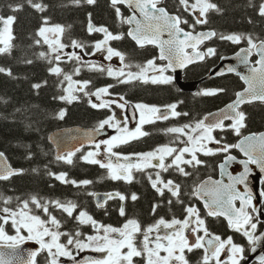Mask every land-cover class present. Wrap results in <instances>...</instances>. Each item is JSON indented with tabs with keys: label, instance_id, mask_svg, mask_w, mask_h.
<instances>
[{
	"label": "snow or ice",
	"instance_id": "1",
	"mask_svg": "<svg viewBox=\"0 0 264 264\" xmlns=\"http://www.w3.org/2000/svg\"><path fill=\"white\" fill-rule=\"evenodd\" d=\"M71 2L75 5H80L81 3L94 5L96 0H71ZM161 2L162 0H110L111 6L115 9L117 16L121 18V23L135 24V27L128 32V35L141 47L145 44L158 45L160 48L159 58L168 61L167 65L158 67L154 60H149L147 65L142 67L139 73H127L126 79H121L119 81L120 83H127L132 80H143L147 83L150 80L153 84H170L173 81V77L164 74L168 69L175 71L176 67L185 68L188 64L198 60L203 61L206 57L216 55V49L213 47L207 48L206 51L198 50L199 45L214 37L237 44L242 39H247L250 47L241 49V52L244 53L240 57L241 63L249 64V56L255 50L259 55V60L257 61L259 67H250L249 74L241 76V79L247 84V88L238 92L236 94V100L228 104L226 110H220L217 118L212 122L206 123L209 120V116H205L202 120L197 121L194 127L184 125L183 127L167 129L168 133L187 136L184 147L178 149L177 147L165 145L151 152L123 156L115 152L114 148L117 146L127 144L131 140L148 135L147 132L142 131L144 124L154 123L156 120H168L170 117H179L182 115V113L177 111L178 105L176 103L165 106V111H162L157 106L136 104V109L140 111L139 126L134 131H130L127 127H121L120 120L116 119L115 113H113L112 116L101 121L98 128L94 131L99 132L105 129V126H109L117 129L119 134L98 143L90 141L94 143L95 150L87 152L82 159L87 163L96 164L101 168L107 169L108 178L112 180H123L127 183H132L134 180V171L140 172L148 168H158L163 172H167L169 169L174 168L183 176H189L191 173L184 166L196 168L204 163V161L198 158V152L204 155H215L217 152L227 153L231 148L240 149L247 157L246 160L239 161L243 165V171L239 175H232L230 172L227 173L231 181L228 184H224L223 181L205 182L195 189L194 195L201 199L207 197L204 203V207L207 209V216L225 217L231 229L247 237L248 242L252 245L251 250L255 252L256 246L261 241H264V233L260 235L256 234L258 225L261 223L259 219L261 210L257 209L253 203L254 195L252 189L248 187L247 182L249 174L252 172V168L249 165H257L260 171L264 172V133L245 136L237 144H224L215 149L208 147V144L215 143L221 145V140L213 135L217 129L225 130L226 128H231L239 136L241 129L246 127V114L240 111V106L255 100L264 102V40L256 43L251 36L242 37L237 34L222 35L216 31L200 32L194 35L193 32L186 31L181 27L182 24H188V20L183 19L179 15L170 14L164 7H159ZM27 3L40 12H44L47 7L42 3H34L33 0H27ZM179 4L185 11H191L193 15H196L198 12L195 24L190 25L193 30L197 24H205L208 22L207 13L209 10L221 11L217 4L210 2V0H194V3H190V0H179ZM118 5H128L134 9L132 16L127 18L123 17ZM9 7L13 11H19L23 5H9ZM135 10L139 11L143 17L142 20L137 18ZM259 15L264 17V3L259 6ZM15 20V16L10 15L5 17L0 15V54L11 53L13 48L12 41L15 38L12 25ZM45 24H47V20H45ZM87 30L89 33L97 32L103 33L104 35L103 40L97 41L94 44L96 52L106 51L107 59L109 60L114 56L119 57L121 62L125 60L123 53L110 46V41L123 39V34H113L104 26L97 27L91 22V14H89ZM64 32L65 28L61 25L41 27L38 30V35L43 39V43L49 45L51 52L55 54V61L62 60L60 53L65 48L71 47L73 49L84 50L87 47L77 40H72L70 45L63 43L61 37ZM165 33L169 37L167 40L163 39ZM35 42L36 44H40L41 40H36ZM189 48L193 49L194 52L190 53L187 50ZM92 54L94 55L95 52ZM63 55L69 61L75 60L80 64L79 67L74 69V74L76 75L81 72L84 66L101 72L107 71L108 76H115L117 78L126 75L124 69L114 71L112 68L105 69L96 64L86 65L83 57L75 51L71 53L65 52ZM237 55L240 56V53H237ZM40 56L45 58L46 54L41 52ZM27 62L31 63V61ZM49 63H52V61L50 60ZM126 67L129 66L126 65ZM149 70L159 72V75L149 77L147 75ZM49 71L56 76L62 75L63 81L68 82L66 89L67 95L60 96L59 99L61 100L69 103L78 100L79 96L73 94L74 91L83 92L85 96L89 97L95 96L97 99L110 95L109 88L112 87L111 85L89 93L86 90L88 89L90 81H74L73 75L65 73L59 64L51 67ZM227 71L234 72L236 69L229 67ZM0 73H6L8 76H12V71L5 67H0ZM223 74V72L218 73V75ZM44 83L47 82L45 81ZM74 85L76 86L75 88L73 87ZM33 87L39 89L42 85L38 83L33 85ZM224 91L225 89L223 88L206 89L198 93V95L216 96ZM89 102L93 108H110L115 103L121 109L125 108L128 103L127 101L118 103L117 101L107 100L99 104L92 103L91 100ZM65 115L66 111L61 110L58 118L63 119ZM183 115H187V113H183ZM225 120H230L232 123L226 125ZM186 129H191V133L198 134L193 135L186 131ZM102 145L105 146V151L109 155L107 162L98 158L101 155ZM81 150V148H76L74 151H69L64 155H57L56 159L57 161L72 164L73 157ZM186 155H190V158H186ZM111 157H116V162H113ZM168 157L172 158L170 162H166ZM5 160L4 152L0 151V180H8L12 176L21 174L24 171L23 169H13L5 163ZM120 160L124 162L121 163ZM235 160V156L228 155L226 157L224 163L220 165L222 174L227 171L226 165ZM153 161H156V163H153ZM49 175L55 176L57 180L65 184L71 183L77 187L81 185L87 186L93 183L91 180H69L66 173L57 175L50 172ZM148 179L151 182L152 188L160 196H164L167 191L178 202L183 203L180 200L181 185L179 183L171 179L165 181L161 177L160 172H156L155 178L149 174ZM238 185H243L247 190L242 192L237 187ZM90 195L96 194L90 193ZM260 195L264 197V192H261ZM115 198L121 201L127 199L120 192L108 193L103 201L98 200L97 206L103 208L108 200ZM131 199L135 201L138 199V196L133 193ZM0 200H3L5 204H9L12 198L0 196ZM237 201L240 203L239 207L236 206ZM168 203L171 204L172 200H169ZM30 204L41 209L48 219H43L40 215L32 214ZM21 205L18 210L10 207L0 208V213H3V215H0V245L12 249V255L16 257V250L26 240H34L39 244V250L29 252L27 259L20 257L19 264H36V257L42 251H46L50 257L48 264H61V257H67L73 261V264H134L135 257H145L146 264H189L185 252H192L196 249H203L204 251L201 264H241V261L245 259L244 247L234 243L231 236L225 240L219 235L211 233L205 218H202L200 215V210L194 206H189L185 209L187 215L183 220L173 218L171 221H167L161 218L154 225L142 229L140 223L135 219H129L120 228L99 224L87 211L81 210L77 213L78 204L73 201L62 202L57 199L42 203L39 198L32 196L30 201L24 200L21 202ZM50 207L60 210L68 218L75 220L79 225H91L95 229L96 235H87L85 239H81L80 237L83 233L79 230L74 233L61 231L63 221L50 212ZM153 211H155V208ZM253 213L256 215L254 216ZM120 215H125L123 206L120 208ZM9 222L15 228L16 235H9L5 231L3 225L9 224ZM162 228L171 231L161 235ZM22 230H26L28 235L24 236ZM154 233L155 236L153 237ZM189 233L194 236V239H190ZM200 233L203 234L201 235ZM138 234L143 237L139 244L137 242ZM62 237H67L66 242H61ZM74 250L76 252L75 255L73 254ZM85 250H91L103 255L98 258L77 260L79 253ZM161 253H164V255ZM224 253H227V258L222 260L221 256ZM5 255L4 252H0V264H13V260L6 259ZM259 264H264V255L259 256Z\"/></svg>",
	"mask_w": 264,
	"mask_h": 264
},
{
	"label": "trees",
	"instance_id": "2",
	"mask_svg": "<svg viewBox=\"0 0 264 264\" xmlns=\"http://www.w3.org/2000/svg\"><path fill=\"white\" fill-rule=\"evenodd\" d=\"M33 2L46 5V10L44 12L36 10L27 3V0H0V15L16 17L12 25L15 38L12 41L11 53L0 54V67L12 71V76L0 73V151L6 153L15 167L24 170L22 174L8 180H0V196L12 198L9 204L0 200V208L10 207L13 209L15 203L21 204L31 196H36L44 202L57 199L62 202L73 201L78 204L80 209L86 207L94 209L93 197L88 194L87 187L74 188L69 183L64 184L51 178L49 171L63 170L68 172L70 178L93 180L99 175L100 169L96 165L83 163L81 154L74 157L72 165H56V163L64 162L57 161L49 136L54 130L61 127L95 126L105 118V114L103 111L91 107L87 97H82L72 103L59 99L64 95L63 90L67 81H63L62 75L56 76L49 71L58 61H55V54L51 52L49 45L42 42L38 30L43 27L45 20L54 26H64L62 42L70 45L72 40H77L87 46L85 50L88 52L91 50L92 44L100 37V33H89L87 30L89 14H91V22L97 27L104 26L114 34H123V39L114 40L113 46L122 50L124 56L129 58L126 62L134 63L133 60L156 56L157 51L150 46L139 48L127 36L126 23H121L110 0H96L94 5L87 3L75 5L71 0H33ZM19 4L23 5L19 11H13L9 7V5ZM164 5L170 11L188 18L189 23L186 25L195 24L192 21L193 17L183 9L179 0H165ZM219 5L221 11L216 13L210 11L208 22L196 26L215 29L218 34L222 35L237 34L247 37L250 35L248 33H251L257 38H264V17L258 14L256 0H220ZM120 9L123 15L128 13L124 7H120ZM36 40H41V43L36 44ZM218 41L217 56L190 67L186 71L187 80L201 78L220 54H230L240 46V44L216 37L215 42ZM242 41V45H244L247 39H242ZM41 52L46 54L45 58L40 56ZM50 60L52 63H49ZM27 61H31V63ZM79 66L80 64L75 60H68L65 61L63 70L65 73L76 76L74 69ZM76 78L90 81L94 88L109 82L103 72L92 70L86 66L81 69ZM45 81L47 83H44ZM38 83L42 87L34 88L33 85ZM204 86L223 88L225 91L216 96H202L181 92L174 85L140 83L123 85L122 90L134 100L164 103L180 99L179 108L183 113H187L182 116L189 120L200 118L203 114L229 102L237 89L243 85L239 77L225 75L205 82ZM61 110L66 111L63 119L58 118ZM246 112L248 114L246 130L264 129V104L248 105ZM164 141L165 134L162 126L156 124L148 136L132 144L136 148L148 150L153 145ZM211 159L210 163L217 161L214 158ZM206 168L207 166L200 168L196 175L197 179L214 171V167L207 171ZM192 179L193 177L186 178L181 183L182 192L191 187ZM101 180L100 178L99 181L101 182ZM106 184L94 182L92 186L96 190H103ZM134 188L139 197L133 203H129L127 214L137 216L142 222H147L160 213L168 216L177 205L174 201L171 204L164 202L162 205H158L152 215L153 203L157 198L156 192L144 182L138 186L134 185V182L129 185V189L134 191ZM115 208L113 205V212L106 213L107 221L118 218ZM104 214L103 212L102 215ZM66 218L67 229L75 225L73 219ZM218 228L223 230L224 225L221 224Z\"/></svg>",
	"mask_w": 264,
	"mask_h": 264
},
{
	"label": "flooded vegetation",
	"instance_id": "3",
	"mask_svg": "<svg viewBox=\"0 0 264 264\" xmlns=\"http://www.w3.org/2000/svg\"><path fill=\"white\" fill-rule=\"evenodd\" d=\"M253 1H255V0H253ZM256 1H257V4H258L257 5V9H258V14H259V6L262 3H264V0H256ZM215 2H216L215 4H217V6H218L220 0H215ZM131 82H133V81H131ZM108 84H110V82H108ZM130 84H134V83H130ZM130 84H123V85H130ZM123 85H121L119 87V89H111V91L112 92H118L119 94H121V97H123L124 101H127L128 103H133V105H134V99L128 97L127 93H125V91L122 90V86ZM245 128H247V126L244 127L242 130H244ZM262 130H264V129H262ZM262 130H258V131H262ZM132 143H134V140H132V141H130L129 143L126 144V148L123 149V153L124 154L134 153V145ZM171 146L177 147L179 149V148L184 147L185 145L184 146L183 145L182 146L181 145L180 146L171 145ZM215 147L217 148L218 145L215 144ZM120 162L123 163L121 160H120ZM85 164H90V163H85ZM90 165H96V164H90ZM96 166L100 169V173H99V175L94 177V179L91 180V181H93V184H94V182L97 183V184L98 183H107V184H106V186L104 187L103 190H96V188L92 186L93 185L92 183L90 185L85 186V188L86 187L88 188V194L97 193V192H103L105 194L120 192L121 194L125 195L127 197V199L125 201H121L118 198L110 199V200L107 201V204L105 205V207L100 208V207H98L96 205L97 203L95 202L94 195H91L93 197L94 209H89L87 207L86 208H82V209L78 208L77 209V213L79 211H81V210H85L96 221H98L99 224H103L105 226L111 225V226L117 227V228L123 227V225L129 219L137 220L141 224V226L144 228L147 224H150L151 222H153L154 219L159 218V217H166V215H163L162 213H160V214H158L157 217H153L147 222H142L137 216H132V215H128L127 214V207L129 205V203H133L134 202L131 199L132 194L135 193L139 197V194L136 192L135 188H134V191L132 189H129V185L130 184H132L134 182V185L138 186V185H140L141 182H144V183L148 184L151 189H153L152 186H151V182L146 177L145 173L135 172L136 175L133 173V175H135L134 180L132 181V183H127L126 181H123V180L117 181V180H112V179L108 178V170L104 169V168H101L99 165H96ZM205 166H207L206 171L210 170L211 167H214V171H212L210 173H206L207 175H211V176H214V177L218 176V168H217L218 163H206L204 166L203 165H199L197 167V172L200 170L201 167H205ZM52 171L53 170H50L49 173L52 172ZM61 171H63V170H58V172H61ZM53 172H55V171H53ZM58 172H55V173H58ZM153 172H154V174H156V172H160L161 173V177L165 181L171 179V180H174L175 182L179 183V172H177L174 168L169 169L167 172H163V171H161L158 168H153ZM140 175H145L146 179L144 181H140ZM49 176L51 178H55L52 175H49ZM190 177H193V176H190ZM100 178L102 179L101 182L99 181ZM186 178H189V177H186ZM74 180L81 181V180H77L75 178H74ZM82 180H84V179H82ZM86 180H89V179H86ZM184 181H182V182H184ZM182 182H180V184ZM191 182H192V180H191ZM72 186L74 188H77V186H75L73 184H72ZM79 187H82V186H79ZM190 188H188L185 192H182V188H181L180 200H182L183 203L178 202L177 199L175 197H172L171 194L168 193L167 191L165 192L164 196H160L155 191V189H153L156 192V194H157V198H156V200L153 203V208H152V212H151L152 215L154 214L153 209L155 208V210H156L157 205H162L164 202L169 204L168 201L172 200L177 205L175 206V209L172 210V213H170L169 215H171V214L172 215H176V216H178L179 218H181L183 220V219L186 218V215H187L185 209L187 207H189V206H194V207H196V208H198L200 210L201 217H205L207 226H208V228L210 230H212L213 232L217 233L222 239H225V240L229 236H231L233 241H234V243H236L238 245H242L244 247V249H245V252H244L245 259L241 261V264H259V257L258 258H254L252 256V253H253V251L251 250L252 249V245L248 242L247 237L243 236L242 233L235 232L233 229H231L229 227L228 222H227L226 219H224L222 217H214V218H212V217L207 216L205 214L206 210H205L203 204L200 203L199 201H197L192 196V190H190ZM262 190L264 192V184H262ZM113 205L116 207L115 209H116L118 218L114 219L113 221H110V220L107 221L106 220L107 219V214L106 213L107 212L108 213H112L113 212V210H114L113 209ZM121 206H123L124 209H125V215H123V216L120 215ZM236 206L237 207L240 206L239 201L236 202ZM51 209H53V208L50 207V210ZM249 211H251V209H249ZM103 212L105 213L104 215H102ZM253 215L255 216L256 214L253 213ZM259 219H260L261 223L258 225V229H257V232H256L257 235H260L261 233H264V202H263V208L261 210ZM73 222H74L75 225L70 227V228H68V230H71L72 233H74L77 230H82V231H86L85 234H84L86 236L87 235H96V231L91 225H82L84 227H80L79 224L75 220H73ZM221 224L224 225V229L223 230L222 229L220 230V228H218V226L221 225ZM168 231H171V230H167V229H163L162 228L160 234L163 235V234H165ZM200 234L202 235L203 233H200ZM154 236H155V233L153 234V237ZM189 237H190V239H194V236L191 235L190 233H189ZM45 252L46 251H44L40 255V258H39L40 259V264H46V261H47L48 258L46 257ZM161 254L164 255V253H161ZM102 255H101V253L99 254V253L95 252L94 254H92L90 252V254H87V255L84 256L80 252L78 260L86 259V258H89V257L90 258H98V257H100ZM185 255H186L187 259L189 260V264H201L202 257L204 255V251H203V249H196V250H194L192 252H187L186 251ZM226 258H227V253L222 254L221 259L223 260V259H226Z\"/></svg>",
	"mask_w": 264,
	"mask_h": 264
},
{
	"label": "water",
	"instance_id": "4",
	"mask_svg": "<svg viewBox=\"0 0 264 264\" xmlns=\"http://www.w3.org/2000/svg\"><path fill=\"white\" fill-rule=\"evenodd\" d=\"M124 6H126L130 10V12L133 14L134 9L130 8L128 5H124ZM132 14L130 16H132ZM135 14H136L137 18H139L141 20L143 19V17L141 16V14L139 13L138 10H135ZM134 27H135V24H131L129 31H131ZM163 39H165V40L169 39L167 33L164 34ZM243 49H247V48H243ZM238 53H240V56L235 54L231 57H227V58L223 59L221 64L212 70L211 74L207 77V79H213V78H217V77L221 76V75H218V73H220V72H223L224 74H232L233 73V74L239 75L240 77L246 76L249 74V68L250 67H253V66L259 67L258 63L256 65H254L251 62V58L253 56V53L249 56L250 63L247 65L241 63L240 57L243 56L244 53L241 52V50ZM255 54L258 56V60H259V55L256 53V51H255ZM191 64H193V63H191ZM191 64H188L187 66H189ZM229 67L235 68L236 71L228 72L227 69ZM176 68H178L180 71L184 70V68H179V67H176ZM197 84H198L197 82L190 83V84L180 83L182 88L189 89V90L195 89ZM246 88H247V84H246ZM256 101H259V100H255L252 102H256ZM245 104H247V103H245ZM245 104H243V105H245ZM243 105H241L240 107H242ZM226 107L223 109L226 110ZM219 113H220V110L208 115L209 120L207 121V123L212 122L214 119H216ZM94 130H95L94 128H85V127H80V126H73V127L63 128V129H60L58 131L53 132L50 135V141L56 150V155H64L69 151H74L76 148L83 149L87 146H91L94 143H92L90 141L96 142L101 136H103L105 134V131L95 132ZM243 155H244V153H243ZM5 163L9 164L7 160H5ZM230 163H238V164H235V166L226 165L227 171L224 174H221L223 182H226L229 179L227 173L230 172L232 175H239L243 171V165L239 163V160L236 159L235 161H232ZM38 250H39V244H37L36 242L27 241L25 243H22L19 246V248L16 250L17 256L13 257V255H12L13 250L12 249H9L6 246L0 245V252H4L6 254L5 255L6 259H12L13 264H19V258L20 257H23V259H27L29 252L38 251ZM37 257H36V260H37Z\"/></svg>",
	"mask_w": 264,
	"mask_h": 264
},
{
	"label": "rangeland",
	"instance_id": "5",
	"mask_svg": "<svg viewBox=\"0 0 264 264\" xmlns=\"http://www.w3.org/2000/svg\"><path fill=\"white\" fill-rule=\"evenodd\" d=\"M45 27H52V26H45ZM70 49H71V47H68V48H65L64 50H70ZM73 51L79 53L83 57V60L87 61L89 64H96L97 65V64L101 63V66L105 67L106 69L107 68H112L114 71H118L119 70L118 69V66L120 65L119 57H115L114 56V57H112L111 60H109V59H107V52L106 51L96 52L94 50L93 51V52H95L94 55L92 54L93 52L91 54H85L81 49H72V52ZM73 87L75 88L76 86L74 85ZM104 100L117 101L118 103H124L125 102L124 99H121V97H116V96H113L111 94L103 96L101 99H97L95 96H92V102L93 103L99 104V103H101ZM110 109L112 111V115H113V113H115L116 119L120 120L121 127H127L130 131H134L135 128L137 126H139L140 111L138 109H137L138 110V122L136 124H133L132 122H130V119H129V116H128V113H127L128 105H126L125 108L121 109V108H119L117 106V104L114 103V104L111 105ZM125 118H127V119H125ZM143 126H142V129H143ZM105 127L106 128H111L109 126H105ZM111 129H112V132H111L110 136L105 138V139H103V140L110 139L112 136H115V135L119 134L117 129H114V128H111ZM197 134L198 133H196V134L193 133V135H197ZM103 140H101V141H103ZM102 147L105 148L104 145H102L101 148ZM100 159L102 161L106 162L109 159V155L106 152H101ZM111 159L113 160V162H116V157H111ZM133 159H135V157H133ZM122 162H124V161H122ZM153 163H156V161H153ZM33 206H34L35 209H39V208H36L35 205H33ZM30 207H32V205H30ZM40 211H41L40 214H35V215H40L41 218L48 219V217L43 213V211L41 209H40ZM0 215H3V213H1ZM9 224L11 225V222H9ZM3 226H4L5 230H6L8 224L7 225H3ZM12 229H13V235H16L15 228L13 226H12ZM25 231L26 230H22V234ZM90 251L91 250H85L82 253H86V252H90ZM73 254L75 255L76 252L74 251ZM78 258H79V255L77 256V260H78ZM60 259H61V264H73V261H71L67 257H61Z\"/></svg>",
	"mask_w": 264,
	"mask_h": 264
}]
</instances>
